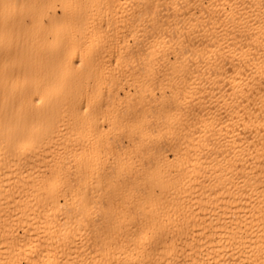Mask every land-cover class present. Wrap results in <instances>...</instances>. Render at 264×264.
I'll return each mask as SVG.
<instances>
[{
	"label": "bare ground",
	"instance_id": "6f19581e",
	"mask_svg": "<svg viewBox=\"0 0 264 264\" xmlns=\"http://www.w3.org/2000/svg\"><path fill=\"white\" fill-rule=\"evenodd\" d=\"M0 264H264V0H0Z\"/></svg>",
	"mask_w": 264,
	"mask_h": 264
}]
</instances>
